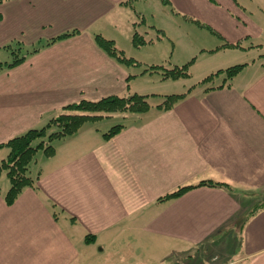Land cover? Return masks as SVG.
<instances>
[{"label": "crops", "instance_id": "0c3cea01", "mask_svg": "<svg viewBox=\"0 0 264 264\" xmlns=\"http://www.w3.org/2000/svg\"><path fill=\"white\" fill-rule=\"evenodd\" d=\"M147 1L0 0V144L40 129L71 103L156 96L148 112L124 116L110 139L87 122L54 141L53 156L37 153L35 188L11 205L4 184L0 264H191L192 249L214 244L211 261L225 257L218 264H264V209L245 202L264 193V26L256 24L264 12L255 15L254 0H167L171 15L201 34L198 55L216 57L201 81L243 68L226 83L219 74L174 93L190 89L161 111L158 96L166 95L153 92L184 79L162 80L150 71L159 65L132 73L136 65L118 63L94 40L98 20L124 22L139 36L150 2L159 9ZM208 181L220 185L158 202Z\"/></svg>", "mask_w": 264, "mask_h": 264}, {"label": "trees", "instance_id": "16d2710c", "mask_svg": "<svg viewBox=\"0 0 264 264\" xmlns=\"http://www.w3.org/2000/svg\"><path fill=\"white\" fill-rule=\"evenodd\" d=\"M162 4L168 5L167 0H161ZM199 27H204L203 24L194 21ZM212 35H216L211 29L207 28ZM72 34H63L57 39H65ZM96 45L102 49L109 57L115 59L118 63L125 66H135L138 62L124 57L121 51H118L113 44V41L106 40L100 35H96ZM132 44L134 46L144 45V40L136 33L132 36ZM226 48H239L238 44L225 45ZM18 61H14L11 64H7V67H12L17 64ZM193 63V59L188 63L178 67L172 66L166 68L163 65L152 66L150 71H159V75L162 80H180L188 79L190 77L189 67ZM243 65H235L228 67L223 71L216 72L206 77L201 84L210 83L217 75L224 74L223 82L230 81L236 76ZM149 71V70H148ZM130 77H128L129 80ZM223 85H219L216 88H222ZM190 89L183 94L178 95H166L158 98L161 99L155 109L161 111H168L175 103L183 99ZM154 95H139L136 93H128L125 97L109 96L98 101H86L81 100L76 103H71L64 106L62 113L55 117H52L45 126L40 129H31L24 134L14 137L4 144H0L1 148L8 149V154L4 160L0 163V174L5 171L6 177L9 182V188L4 195V201L7 205H11L18 198L24 189L35 188V182L37 175L31 176L30 168L35 162L36 154L42 152L46 157H51L54 154V147L52 143L57 140L74 135L79 128L87 123L93 122L99 119L110 118L115 113H121L126 115H141L150 110L151 98ZM122 125H115L111 127L104 135V139H110L116 135L121 129ZM220 184L212 182H200L195 186H185L175 192L168 194L158 200V202L175 199L180 197L185 192L201 186L216 187ZM264 209V204L257 210Z\"/></svg>", "mask_w": 264, "mask_h": 264}, {"label": "rangeland", "instance_id": "374dc122", "mask_svg": "<svg viewBox=\"0 0 264 264\" xmlns=\"http://www.w3.org/2000/svg\"><path fill=\"white\" fill-rule=\"evenodd\" d=\"M247 1L249 3L252 2L249 0ZM147 2H149V0ZM155 3L158 5L159 9L157 11L154 10L152 2H150L152 9L147 10L149 13H146L144 16L143 23L138 24V26H140L137 29V32H139V36L147 42L145 45L134 46L130 43L134 33H132L133 30L131 31L128 26L124 25V22L116 24V28H114L110 27V25L104 22V20H98L96 22V33L100 35L102 34L101 36L105 39H112L116 44L115 47L123 52L124 57L131 58L140 63L139 65H136L134 69L130 70L132 73L137 71L141 72L151 65H163L166 68H171L172 66L180 67L194 59L192 66L189 69V72L191 73L190 78L178 82L167 81L160 83L158 88L159 92H153L161 93L162 95L163 93H165L164 95H171L179 93L182 89L201 81V78L204 77L207 69H211V67L214 66V60L216 57H214L215 55L212 56L209 54L198 55L199 51L197 49L200 47L198 43L201 42V34H199V31H197V29H195L196 31H193L194 27H192V32H189V27L187 26L189 23L182 17V15H171V8L166 4H162L160 0H156ZM263 3L262 0H254V3L251 5L255 8L254 13L256 16L259 15L260 12H264ZM153 5H155L154 1ZM129 13L130 11L127 12V14ZM121 17L123 18V16ZM256 24L264 26V20H258V23ZM127 30L131 32L127 33ZM155 76L160 78V75ZM221 82L222 78L214 80L215 84H220ZM123 117V114L115 113L110 118L96 120L94 126L96 129L100 128L107 131L115 125L123 124L125 122ZM5 152L7 151L4 150L3 153H1L0 159L5 158ZM38 155L39 158L42 156L41 153H38ZM7 180L4 171L0 174V192L6 187L4 184H8ZM245 202L248 206H251V208L253 207V209L256 210L264 204V193H254L253 196L246 198ZM232 244L233 241H230L228 243V248L231 247ZM214 246L215 244L204 245L199 246L197 250L192 249L190 263L208 264V261L213 264L221 263V261L225 259L222 255L219 257L218 261L215 259L211 261L213 258L211 253ZM228 254H230V251H228Z\"/></svg>", "mask_w": 264, "mask_h": 264}]
</instances>
